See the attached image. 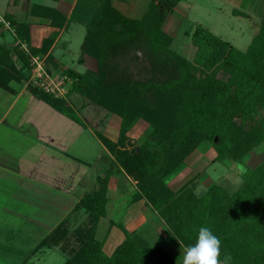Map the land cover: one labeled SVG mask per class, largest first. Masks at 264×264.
<instances>
[{
  "label": "trees",
  "instance_id": "obj_1",
  "mask_svg": "<svg viewBox=\"0 0 264 264\" xmlns=\"http://www.w3.org/2000/svg\"><path fill=\"white\" fill-rule=\"evenodd\" d=\"M114 1L78 0L74 13L83 18L87 29L78 61L83 64L85 55L93 57L97 61L98 78L93 80L73 67L60 68L73 80L66 97L56 98L38 87L29 89L56 110L78 122L81 121L69 104L74 93L121 117L117 141L109 139L101 131H97V135L114 156L113 164L121 166L129 174L139 172L137 187L140 191L134 195L135 200L147 198L185 247L195 243L201 226H207L221 241V260L225 254H229L232 258L229 264H264V162L254 169L247 168L238 183L232 182L237 184L235 190H230L233 187L226 185L229 179H221L219 184L210 188L201 187L198 176L178 190L167 184L168 177L178 172L202 141H209L215 149L216 156L212 162L229 164L240 162L264 143V116L256 120L248 102L250 95L254 96L256 90L264 85V22L245 50L197 25L195 34H204L202 50H209L212 54L208 55V59L212 60L211 66L206 64L202 70L188 58L172 53L176 57L180 77L161 86L153 83L134 96V80L126 72L118 71L117 64H110V61L141 41L154 50L171 52L169 47L172 38L163 25L171 11L183 0H150L141 17L128 16ZM43 10L55 23L61 15L55 8L45 7ZM4 19L17 36L15 41L26 42L30 46L28 22L20 21L9 11L5 13ZM60 25L61 28L67 27L69 18L64 17ZM55 39L53 36L44 40L40 47L30 46L28 53L19 44V47H13L7 42L1 43L0 86L16 92L10 85L15 74L6 67L11 62L12 51L31 71L32 56L46 53ZM189 83L194 89L185 101L187 117L182 122L183 131L170 127L172 119L167 126L173 129L171 143L175 150L164 147L161 152H151L148 144L132 154L122 149L125 145L124 130L128 127L130 117L142 110L136 109L134 105L145 104L152 87L158 93L170 95L180 85ZM241 103L248 110L243 107L244 117L239 123L236 113ZM157 127V132H160V127ZM160 140L163 142V139ZM110 176L111 169L105 177L99 178V186L87 192L70 215L45 236L36 248L58 246L67 254L66 248L70 242H77V250L72 257L69 254L71 258L63 264H182V260L163 246L153 247L141 234L127 230L125 240L112 253L105 251L104 242L97 238V230L106 214ZM79 213L85 215L88 221L73 227L70 219L73 222Z\"/></svg>",
  "mask_w": 264,
  "mask_h": 264
},
{
  "label": "rangeland",
  "instance_id": "obj_2",
  "mask_svg": "<svg viewBox=\"0 0 264 264\" xmlns=\"http://www.w3.org/2000/svg\"><path fill=\"white\" fill-rule=\"evenodd\" d=\"M5 1H7V7H9L5 10L17 14L22 20L25 18L24 14L27 9L25 4L21 6L16 4L17 0H0V44L3 42H13V47H19L20 45V48L25 49L28 53L30 49L28 44L26 42L19 43L15 41L17 36L10 30V26V29L4 28L3 24H5V20L3 21V17L6 12L1 6ZM114 3L128 16L141 17L147 10L150 0H128L127 2L115 0ZM239 4L240 0H183L171 11L163 25V29L172 38V43L169 47L171 52L164 49L154 50L147 46L145 41H141L117 55L114 60L110 61V64L116 63L119 68L118 71L126 72L129 77L134 80L136 83L133 90L134 96H136L135 94L139 93V91H144V87L151 86L153 83L161 86L180 77L178 63L173 54L188 58L200 69L206 67V64L211 66L212 60L208 59L210 57L208 55L212 54L209 50H202L204 34L201 32L198 35L195 34L197 25H202L213 33L231 41L238 48L245 50L264 22V0H246L242 5ZM72 27V29L70 28L71 30L67 31L69 32L67 38L61 40L59 44L58 50L60 49L63 54L58 55L56 53L57 50L55 56L68 67L79 69V71L86 73L91 79L96 80L98 78L97 61L89 55H85V60L88 58L86 64L83 63V65L78 61L81 49L80 45L86 35V25L73 23ZM64 44L67 45V49L65 46H62ZM63 49H65V51ZM1 52L0 49V53ZM34 56L40 57L45 64L43 54L42 56L41 54ZM10 58L11 62L6 64V67L15 74V79L13 80H17L22 85L29 88L35 87L32 85L30 77L33 72L32 70H34L33 66L31 71H29L15 51L11 52ZM52 62L55 64V59L51 56L46 63L53 71L54 64ZM59 72H62V70L56 69V71L52 73L57 74ZM222 77L226 78L224 75H222ZM193 89L190 83L184 86L180 85L177 90L171 91L170 95H168L158 93L155 91L156 89L152 87L150 93L147 94V102L145 104L141 103L142 105L138 103L134 105L136 109L142 110L130 117L131 120L128 127L124 130L125 145L122 149H126L131 154L136 150L139 151L140 147H143L145 144H148L151 152H161L164 147L174 149L171 143V132H173V129H169L167 126L169 120L172 119L170 127H175L177 130L183 131L182 122L185 121L187 117V109L184 107L185 101L190 93H192ZM4 102L5 101L0 99V111L2 108L1 104H4ZM86 102L88 104L85 106ZM248 102L251 109L254 111L253 117L256 118V120L262 118L264 116V85L256 90L254 96L250 95ZM69 104L72 106V109L81 122L67 116L83 127L94 129L95 132L104 131V118L107 116L110 117L111 114L113 115V113L108 112L104 107L92 103L81 94L74 93L69 99ZM243 107L246 108L247 106H243L241 103L237 109L236 121L239 123L244 117ZM246 110L248 109L246 108ZM116 116L119 117L120 121L115 127L119 129L120 133L122 119L119 115ZM155 121H158L157 126L160 127V132H157L158 127L155 125ZM161 131H166V133L164 134ZM89 134L86 136L88 141L91 139V144L88 145V151L86 153L85 150L82 152L77 151L76 153L79 157L85 158L95 164L89 167L90 170L88 168L89 174L92 176L91 172L92 174L93 172L94 174L98 173V169L101 170V168L107 166L108 163L99 156L101 151L99 149V144H97L98 140L96 136ZM1 138L4 140V137L1 136ZM5 138L3 143L8 147L7 151H9V156H13L12 159H10L12 160L11 163L15 166L18 163L17 160L20 155H26L24 153L26 148L23 143L24 139H21V135L17 132H12L10 136L5 135ZM160 139H163V142H161ZM32 144L31 142L30 145ZM174 147L177 148V145L174 144ZM256 149L246 155L240 162L233 161L231 164L214 163L212 160L216 156L215 149L209 141H202L189 155L184 165H181L178 172L168 177L167 184L171 188H173L174 185L178 187L184 186V184L189 182L185 181L191 177L198 176V178L201 179V187L206 186L210 188L215 184H219L221 179H229L230 182L226 183V185L233 187L229 188L230 190H235L237 184H233L232 182L238 183L241 178V173L237 168L239 163H244L246 169H254L264 162V149L260 151ZM35 160H37V155L35 156ZM12 168L15 169V167ZM119 169L115 167L113 171L118 178L119 184L118 187L114 188L109 194L110 200L107 205L108 214L105 220L99 225L98 237L100 239L106 234L107 221L109 218H112L119 224L124 222L126 206L129 203H134L136 198L134 195L137 191H140L137 187V175L139 172L129 174L123 168L124 172ZM2 174L3 169L0 168V175ZM15 174L14 172V175ZM9 179L10 181L7 186L8 190H10V188H15L17 186L16 180H18L17 177H9ZM12 180L15 183L11 184ZM1 190L2 188H0V191ZM20 192V188L18 187L14 192L16 197L13 193H0V264H63L66 260H69L77 250L79 246L77 242H70L66 248L67 254L58 246L48 249H38L36 247L62 220L70 215L72 212V205L69 204L68 201L63 200L58 206L59 209H53L52 207L57 204L56 200H49L47 198L46 201L37 200L32 197L33 194H30L29 198H31V200L27 201L19 197L21 195ZM134 192L135 194H133ZM14 197L15 200H12ZM121 197H125V199L123 200ZM142 198L149 204L147 198ZM142 198H138V200ZM119 204H122L120 205L119 211H113V206L115 205L114 207H116ZM40 209H45V217L47 218V223L44 225L43 232L36 230L28 232L29 230L32 231V228L38 223L35 220L37 218L35 215ZM13 212H18L20 215L13 214ZM142 212H145L144 207L142 208ZM77 215V217L73 219V222L70 219L73 227L88 221V218L82 215V213ZM28 217L32 223L28 227H25L26 229L24 228L25 233L19 234V238L17 233H9L11 229L17 228L19 220L25 221ZM175 241L176 237L174 235L171 236L170 243ZM69 254L71 257H69ZM25 259H27V261L24 262Z\"/></svg>",
  "mask_w": 264,
  "mask_h": 264
},
{
  "label": "crops",
  "instance_id": "obj_3",
  "mask_svg": "<svg viewBox=\"0 0 264 264\" xmlns=\"http://www.w3.org/2000/svg\"><path fill=\"white\" fill-rule=\"evenodd\" d=\"M245 1L246 0H240L239 5H242ZM77 3L78 0H17L16 2V4L20 6L25 4L27 7L23 20L20 19L17 14H14L20 21L28 22L30 29V46L40 47L44 40L53 36L56 37L51 48L43 54L45 66L51 73L55 72L56 69L68 67L55 56V52L58 50L61 40L67 38V34L69 33L67 31L73 28V23L85 25L83 18L74 14ZM1 7L7 12V10H5L9 8L7 7V1H5ZM45 7L55 8L61 13L56 23L55 20L46 16L43 10ZM23 8L25 9L24 6ZM64 17L69 18V25L61 28L60 24L63 22ZM4 20L3 17V21ZM3 25L5 29H10L6 23ZM12 43L13 42H7L9 46H13ZM62 46H65L67 49L66 44ZM63 50L65 51V49ZM56 53L58 55L63 54L60 49ZM51 56L55 59V64L52 62L54 64L53 71L46 63ZM87 59L88 58H86L84 62L85 64ZM10 85L16 89L15 93L0 86V99L5 101L4 104H1L0 135L4 137L5 140V135L10 136L12 132L19 133L21 139H24V142H22L26 146L24 151L26 155H20L17 160L18 163L14 166L13 163H11L13 156H9V151H7L8 147L4 145V140L0 136V168L3 169V174L0 175V188H2L0 193L8 192L14 194L15 190L19 187L21 191L19 197L27 201L31 200L29 196L33 194L32 197L37 200L46 201V198L49 200H56L57 204L54 203L55 205L52 208L59 209V204H61V201L65 200L72 205L73 210L78 201L87 192L99 186V178L105 177V174L111 169L108 191V197H110V192L114 188H117L119 184L118 178L113 172L114 168H120V171H123V169L119 165L113 164L114 156L98 137L97 131L95 132L94 129H88L73 121L67 115L52 107L47 101L36 96L29 87L22 85L17 80H12ZM104 120V123L102 122L104 131L101 132L109 139L117 141L119 138V129L115 126L120 121L119 117L111 114L110 117L107 116ZM89 133L92 136H96L98 140L97 144H99V149L101 151L99 156L108 163V165L103 166L101 170L98 169V173L94 174L93 172L92 174L91 172L92 176L89 174V167L95 164L85 158L79 157L76 153L77 151L82 152L85 150V153L88 151V145L91 144V139L88 141L86 136H88ZM31 142L33 143L32 145H30ZM36 155L37 160H35ZM12 167H15V169ZM9 177H17L18 179L16 180L17 186L15 188H10V190L7 188L8 182L10 181ZM192 178L193 177L185 182L190 181ZM13 183L15 182L12 180L11 184ZM181 187L182 186L178 187L174 185L173 189L176 190ZM135 192L133 194H135ZM14 195L16 197V194ZM15 197L12 200H15ZM121 198L123 200L125 199V197ZM107 205L106 214L101 219L100 223L105 220L108 214ZM120 205L122 204L116 207H114V205L113 211H119ZM143 207L145 212H142ZM45 209H40L36 213L35 216L37 218L35 220L38 223L32 228L33 230L31 229L32 231L29 230L28 232H33L35 230L43 232L44 225L47 223ZM125 211L124 222L121 224L116 223L112 218L108 219L107 231L102 239L98 237V226L97 238L104 242V249L107 253H112L114 249L125 240V230H127L129 232L141 234L153 247L163 246L176 258L183 261V248L185 246L177 238L175 242L170 243V237L174 234L158 214L157 210L149 205L145 199H137L134 203H129ZM13 214L20 215L18 212H13ZM31 223L29 217L25 221L19 220L17 228L11 229L9 233H17L19 238V234L25 233V227H28Z\"/></svg>",
  "mask_w": 264,
  "mask_h": 264
},
{
  "label": "clouds",
  "instance_id": "obj_4",
  "mask_svg": "<svg viewBox=\"0 0 264 264\" xmlns=\"http://www.w3.org/2000/svg\"><path fill=\"white\" fill-rule=\"evenodd\" d=\"M264 149V144L256 150ZM237 168L241 174H245L247 169L244 163H239ZM231 256L225 254L221 260V241L213 234L207 226H201L198 236L193 245L183 248L182 264H229Z\"/></svg>",
  "mask_w": 264,
  "mask_h": 264
},
{
  "label": "built area",
  "instance_id": "obj_5",
  "mask_svg": "<svg viewBox=\"0 0 264 264\" xmlns=\"http://www.w3.org/2000/svg\"><path fill=\"white\" fill-rule=\"evenodd\" d=\"M5 23L9 27V23ZM32 66L34 70H32L30 77L33 86L56 98L67 96L73 82L69 75L63 72L51 73L46 68L43 60L36 56H32Z\"/></svg>",
  "mask_w": 264,
  "mask_h": 264
}]
</instances>
